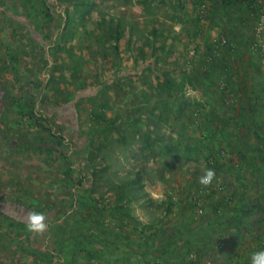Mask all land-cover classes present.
Masks as SVG:
<instances>
[{"label":"rangeland","instance_id":"obj_1","mask_svg":"<svg viewBox=\"0 0 264 264\" xmlns=\"http://www.w3.org/2000/svg\"><path fill=\"white\" fill-rule=\"evenodd\" d=\"M261 250L264 0H0V264Z\"/></svg>","mask_w":264,"mask_h":264},{"label":"clouds","instance_id":"obj_2","mask_svg":"<svg viewBox=\"0 0 264 264\" xmlns=\"http://www.w3.org/2000/svg\"><path fill=\"white\" fill-rule=\"evenodd\" d=\"M216 179L214 169L205 168L203 174L198 178V182L203 187L212 186ZM26 230L33 235L43 236L49 230L48 218L45 214L37 211H30L26 216ZM250 264H264V250L251 253Z\"/></svg>","mask_w":264,"mask_h":264},{"label":"crops","instance_id":"obj_3","mask_svg":"<svg viewBox=\"0 0 264 264\" xmlns=\"http://www.w3.org/2000/svg\"><path fill=\"white\" fill-rule=\"evenodd\" d=\"M256 134H257V132H256ZM252 150H254V151H252ZM250 151L251 152H253V153H255V155L256 156H258V154H257V148H256V150L255 149H250ZM263 158V157H262ZM257 159H258V157H256L255 158V160L257 161ZM256 161H254L255 163H254V165L251 167V170H253V174H251L252 176L253 175H255V176H257L258 174L257 173H260L261 171H260V169H261V164H257V162Z\"/></svg>","mask_w":264,"mask_h":264},{"label":"trees","instance_id":"obj_4","mask_svg":"<svg viewBox=\"0 0 264 264\" xmlns=\"http://www.w3.org/2000/svg\"><path fill=\"white\" fill-rule=\"evenodd\" d=\"M238 0H225V3L227 4V6H230L232 3H235V2H237ZM167 87H168V89H171V86H169L168 84H167ZM262 170V168L260 169V171ZM259 212H263V211H259ZM253 214H255V212L254 211H247L246 212V216L248 217V218H250L251 216H253Z\"/></svg>","mask_w":264,"mask_h":264},{"label":"built area","instance_id":"obj_5","mask_svg":"<svg viewBox=\"0 0 264 264\" xmlns=\"http://www.w3.org/2000/svg\"><path fill=\"white\" fill-rule=\"evenodd\" d=\"M251 1L253 2V0H251ZM254 7H256V4L254 5ZM201 8H204V6H202ZM222 42H223V44L225 43V41H222Z\"/></svg>","mask_w":264,"mask_h":264}]
</instances>
